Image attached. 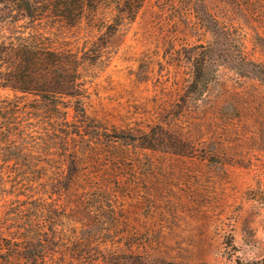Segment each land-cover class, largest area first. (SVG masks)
Returning a JSON list of instances; mask_svg holds the SVG:
<instances>
[{
    "label": "rangeland",
    "instance_id": "obj_1",
    "mask_svg": "<svg viewBox=\"0 0 264 264\" xmlns=\"http://www.w3.org/2000/svg\"><path fill=\"white\" fill-rule=\"evenodd\" d=\"M12 17L67 40L84 97L0 86V264H264V0Z\"/></svg>",
    "mask_w": 264,
    "mask_h": 264
},
{
    "label": "trees",
    "instance_id": "obj_2",
    "mask_svg": "<svg viewBox=\"0 0 264 264\" xmlns=\"http://www.w3.org/2000/svg\"><path fill=\"white\" fill-rule=\"evenodd\" d=\"M102 1L0 0V21L9 23L13 13H17L30 19L58 18V26L73 27L86 8H97ZM135 8L136 5L131 4L128 10L133 12ZM105 24L116 28L119 19ZM38 31L27 35H0V86L37 94L54 105L63 95L76 97L80 102L84 97L83 87L75 75L79 63L74 53L64 45L67 40L52 38L45 30ZM3 103L8 105L9 99L6 97ZM4 106L2 109L5 110L11 107Z\"/></svg>",
    "mask_w": 264,
    "mask_h": 264
}]
</instances>
